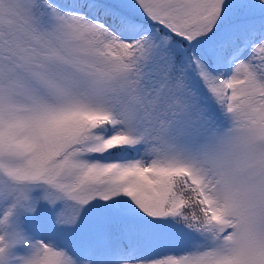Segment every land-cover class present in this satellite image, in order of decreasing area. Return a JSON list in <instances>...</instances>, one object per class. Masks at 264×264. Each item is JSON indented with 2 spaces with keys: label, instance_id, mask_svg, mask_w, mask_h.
<instances>
[{
  "label": "snow or ice",
  "instance_id": "obj_1",
  "mask_svg": "<svg viewBox=\"0 0 264 264\" xmlns=\"http://www.w3.org/2000/svg\"><path fill=\"white\" fill-rule=\"evenodd\" d=\"M0 264H264V0H0Z\"/></svg>",
  "mask_w": 264,
  "mask_h": 264
}]
</instances>
